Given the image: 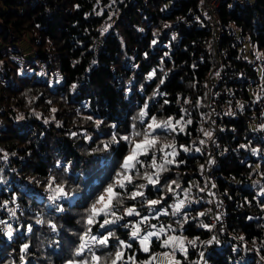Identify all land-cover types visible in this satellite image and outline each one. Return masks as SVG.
<instances>
[{
	"label": "trees",
	"instance_id": "trees-1",
	"mask_svg": "<svg viewBox=\"0 0 264 264\" xmlns=\"http://www.w3.org/2000/svg\"><path fill=\"white\" fill-rule=\"evenodd\" d=\"M204 7V0H0V205L8 201L6 208L0 207V221L5 222L0 224V264H65L73 258L84 230L85 210L113 182L130 151L126 141L109 143L113 133L119 139L133 131L143 132L153 115L158 121L183 116L192 123L185 125L184 132L177 126L176 132L157 129L154 133L160 138L157 147L174 141L179 153L174 157L177 163L166 165L169 170L160 174V184L144 190L147 199H165L156 206L158 211H149L141 198L126 199L123 207L135 205L141 216L149 217L141 225L143 230L164 226L167 231L160 240L153 237L150 252L145 253L131 239L130 228L120 226L140 217L126 216L110 225L120 240L132 244L125 249V258L134 254L137 264L147 260L164 250L160 243L169 234L204 240L215 236L219 243L204 245L200 264H264V194L259 187L264 184V129H260L264 68L261 74L259 59L251 61L241 50L245 41H251L264 57V0L222 1L219 37L214 28L199 24L207 23ZM23 42L31 47L28 54ZM219 55L229 64L230 88L248 103L241 112L228 115L223 140L228 152L216 172L221 192L232 201L226 211L228 234L218 229L212 236L211 230L198 226L201 221L212 225L215 195L209 194L207 179L199 174L205 158L193 145L212 115L209 81ZM259 83L260 98L254 103L251 87ZM145 103L148 116L142 124L134 118ZM21 115L24 118L18 119ZM97 120L102 121L99 127ZM242 144L248 147L241 148ZM181 145L190 151L184 152ZM252 148L259 151L253 154ZM171 151L165 149V153ZM165 153L156 151L158 163ZM150 158L151 153L140 157L145 164ZM137 168L141 174L154 171ZM50 176L64 185L68 198L48 199ZM173 180L181 189L169 193L166 186ZM195 181L196 190L188 194L192 202L186 200L181 213L172 216L171 202L185 199L182 189ZM57 205L64 210L57 211ZM165 208L169 214L160 215ZM8 209H15V216ZM201 210L207 214L192 219ZM184 213L189 220L181 228L177 221H182ZM38 218L45 223L37 224ZM8 225L13 229L11 239L5 234ZM97 229L94 234L105 232ZM198 240L196 247L186 244L187 259L177 253L181 264H195ZM25 243L29 249L21 262L20 248ZM116 243L111 239L108 248L96 249L97 254L114 253Z\"/></svg>",
	"mask_w": 264,
	"mask_h": 264
},
{
	"label": "snow or ice",
	"instance_id": "snow-or-ice-1",
	"mask_svg": "<svg viewBox=\"0 0 264 264\" xmlns=\"http://www.w3.org/2000/svg\"><path fill=\"white\" fill-rule=\"evenodd\" d=\"M78 7V6H77ZM100 13L98 12L97 15ZM165 27H169V25H165ZM104 31H107V28L104 29ZM142 31V29H141ZM156 40H153L152 43L156 44ZM261 54H258V58H260ZM155 75V71L152 73H149V79H151ZM219 75V73H217ZM161 84L164 83L163 79L160 81ZM73 89L76 87L74 84ZM264 90V89H262ZM153 95H156L154 93ZM260 97L257 96V99ZM165 104L168 103L167 100L164 101ZM185 103H189L188 100H185ZM197 104L199 105V101H197ZM239 107L243 108V105H239ZM148 104L145 103L143 109L138 114V117H135L134 119H139L140 122L143 124L145 121V117L148 116L147 110ZM53 112L56 111V109H52ZM186 111L185 109L181 110ZM227 115H232L231 110H229ZM39 115V114H37ZM18 119H23L24 117L21 115L17 117ZM87 119H91V117H88ZM150 122L147 123L145 130L143 132L141 131H133L130 135H125L117 138V135L113 133L111 141L109 143H119L120 140L128 142L131 147L129 154L124 157V160L120 166V171L116 173V176L113 179V182L109 183L104 189L103 192L100 193L95 200L90 204V206L85 210L86 214L84 217H82V222L84 224V230L79 235V243L74 249L73 252V258L65 261V264H137L135 255H128L127 258H125V249H131L132 244L125 241L120 240L119 237L116 236L115 231L110 230V225H116L120 221L124 220L125 217H140L139 220L132 222L128 221L122 225L121 227L130 228V237L134 241H138L140 245V250L149 253L150 252V246L152 243V237H156L157 240H160V233H166V228L164 226H161L158 231H147L143 230L141 228V225L148 221V216H141L140 211L137 210L135 205L129 206V207H123L124 201L126 199L129 200H137L138 198H141L142 200L146 201V204L149 208V211H158L156 206L160 205L164 201V197L161 196L159 199H147L145 195V189L148 187V185H152L153 188H155L158 184H160V174L162 172H166L169 169L166 167V165H172L174 163H177L174 159L175 156L179 155V153L176 150L175 142H169L163 145H160V138L157 135H154V133L157 131V129H164V130H171L172 132L177 131V126H179V131L184 132L185 131V125L191 124L192 120L187 119L184 120V117L181 116L180 119H175L174 117H168L166 120H157L156 116H151ZM175 119V122H173ZM183 121V123H182ZM47 123V121H45ZM97 127L102 123V121L97 120L96 122ZM113 128H115V125H112ZM133 129H135V124L132 125ZM260 129H264V124L260 125ZM201 132H203L204 136L211 139L213 133L211 131H206L203 128L200 129ZM73 136L76 135V133H72ZM133 137H142L140 140H133ZM199 143L201 145L205 144V140H200ZM109 146L108 143L105 144V148ZM241 148H247L248 145H240ZM181 148L184 152L190 151L188 147H185L181 145ZM165 149H171V152L165 153ZM156 151H159L161 153H165V155L161 156L162 162H157L156 158ZM196 152H200V148L195 149ZM251 151L253 154L257 153L259 150L256 148H252ZM151 153V162L148 164H145L143 160L140 159L141 156H149ZM168 156H172L173 159H168ZM4 159H7V153L4 154ZM178 163H183V161H179ZM209 164L214 163L213 160L208 161ZM137 165L140 166V168H148L153 169L154 171H144L143 174L139 171L137 168ZM59 167V162L57 164ZM204 165H201V171H203ZM2 179V178H0ZM142 179L145 180L146 183H140L136 184L135 180ZM132 185V190H129L128 186ZM173 185L175 187H173ZM167 191L169 193H175L177 189H181V185L177 183L176 180L171 181V183L167 184ZM212 187H215L213 184ZM46 190L50 193L48 199L50 201H57L61 198H68L70 193L65 191V187L62 183L56 182L55 176H50L49 180L47 182V188ZM182 191L185 194V199H178L173 205H171V215L172 216H178L181 213V210L185 208L186 200H188V194L190 193L191 189H182ZM200 191H205L204 188H201ZM264 191V190H262ZM210 195H214L213 193H209ZM13 203H15V197H13ZM191 200H188V203H191ZM8 201H5L3 205H0V207H7ZM123 207V213L118 214V211L120 208ZM10 214L12 216H15L16 211L15 209H8ZM63 207L60 205H57V211H63ZM208 212L211 211V209L207 210ZM162 214L168 215L167 208L162 210ZM207 213L206 212H199L197 213V217H192V219H197L198 217H203ZM217 220L220 219L219 216L215 217ZM251 219V217H249ZM189 217L187 213H184L182 221H177V223L180 225L181 228H183V225L185 223H188ZM5 223L4 221H0V224ZM37 224H43L45 221L42 218H38L36 220ZM50 227L53 231H56V225L52 224L49 221ZM98 226V229H104L105 232L102 234H94L93 230ZM201 228L211 230V228H214L215 225H208L203 223L201 221L198 225ZM150 227H155L154 225H151ZM168 229L171 231H175L171 227V225L168 226ZM28 232L32 231V226L28 225L27 228ZM144 232L143 235H141V232ZM6 236L11 239L13 236V229L11 225H8ZM111 239H115L117 241L116 243V250L114 253L109 252L107 255H98L96 249L97 248H108L109 247V241ZM199 237L196 239H188L184 236H176V235H167V238L162 240L160 243V247L162 248H170L171 251H165L160 253H152L147 260L140 261L139 264H154V262L159 261V264H181V261L177 260L175 258V253L177 250H179L184 256L185 259H187V248L185 247V242L187 244L192 245L193 247H196V243ZM241 240H243V237H240ZM213 241H216L219 243V241L216 239L215 236L212 237V239L207 241H201L202 244H212ZM29 249V244L25 243L20 248V260L21 262L25 261V255L27 254ZM259 251V250H257ZM199 256L201 259L204 257V252H200ZM262 260H264V257H261ZM195 264H200V261H196Z\"/></svg>",
	"mask_w": 264,
	"mask_h": 264
},
{
	"label": "built area",
	"instance_id": "built-area-1",
	"mask_svg": "<svg viewBox=\"0 0 264 264\" xmlns=\"http://www.w3.org/2000/svg\"><path fill=\"white\" fill-rule=\"evenodd\" d=\"M205 1V15L207 17V23L202 24L199 22L201 26L204 28L212 27L215 32L218 34V37L222 34V25L218 20V12L219 7L222 1L224 0H204ZM187 23H190L187 21ZM248 57V55H245ZM251 61H255L257 59L256 56L250 55L248 57ZM219 64L217 69L211 74V78L209 81V90L212 98V103L210 106L211 117L209 119V125H205L203 127L206 131H211L213 133L211 139L204 136L203 132L200 133L198 141L193 145V149L200 148L199 152L204 156L205 162L203 163L204 169L199 174L207 179L209 189L212 190L215 195L214 198V208L213 214L211 216L212 225H215L214 228H211L212 236L215 235L218 229H221L224 233L228 234V223H227V206L232 202L231 199L223 194L218 185V179L216 172L222 165V158L228 152V147L224 143V138L226 133L228 132V115L226 114L229 110L232 113L241 112L244 108V105L248 103V101L237 93L233 92L230 88L231 77H229V64L225 61L224 56L219 55ZM261 67V66H260ZM262 74L263 68L261 67ZM219 73V75H217ZM261 83L258 85L251 87V92L254 97V103L257 102V91L261 88ZM239 105H243V108L239 107ZM254 107V105H252ZM200 140H205L206 143L201 145L199 143ZM213 160L214 163L209 164L208 161ZM215 187H212V185ZM219 216L220 219L217 220L215 217ZM201 241H207L204 239L198 240V249L199 253L203 252V248L205 244H202ZM200 260V256L197 261Z\"/></svg>",
	"mask_w": 264,
	"mask_h": 264
},
{
	"label": "rangeland",
	"instance_id": "rangeland-1",
	"mask_svg": "<svg viewBox=\"0 0 264 264\" xmlns=\"http://www.w3.org/2000/svg\"><path fill=\"white\" fill-rule=\"evenodd\" d=\"M204 14H205V11H204ZM109 27H110V25L107 26V27H105V28L109 29ZM22 46H23L24 49L26 50V53H27V54L31 51V47L27 44V42H23ZM243 46H245L246 48H243ZM243 46H242L241 50H242L244 53H246L245 51H247V55H248V57H250V55L253 54V56H256L257 59H259V60H258L259 65L257 64V67L259 68L260 71H262L260 65L262 66V68H264V57H263V56H260V58H258V54H260V53H259V51H258L256 45H255L253 42H251V41H245ZM246 49H247V50H246ZM249 54H250V55H249ZM12 58H13V59H17L16 55H13ZM262 89H264V88H262ZM262 92L264 93V90H262ZM192 152H194L193 149H192ZM259 187H260L261 193L264 194V191H262V190H264V184H260ZM187 188H190V189H191L190 193L192 194V193L196 190V188H197V181H195V183H193V186H192V187L189 186V187H187ZM187 188H186V189H187ZM210 193H212V191H210ZM205 199H206L207 201H209V200H211V196H205ZM175 202H176V201L171 202V203H172L171 205H173ZM200 212H202V210H201ZM159 214H160V215H163V214H162V210H161V212H159ZM155 217H157V216H155ZM158 229H159V228H152L151 230H147V231H154V232H155V231H158ZM166 231H167V230H166ZM143 234H144V233H143ZM143 234H141V235H143ZM163 234H165V233H160V237H162ZM168 235H169V234H168ZM152 238H153V237H152ZM166 238H167V237H166ZM166 238H164V239H166ZM164 239H162V240H164ZM186 244H187V242H185V247L187 248V252H188V247H187ZM163 249H164V250H162V251H160V252H165V251H169V252H170V251H171L170 248H163ZM160 252H158V253H160ZM178 252H180V251H179V250L176 251V253H175V258H176L177 260L180 261V259L177 257V253H178ZM180 253H181V252H180ZM181 254H182V253H181ZM154 264H159V261L154 262Z\"/></svg>",
	"mask_w": 264,
	"mask_h": 264
},
{
	"label": "water",
	"instance_id": "water-1",
	"mask_svg": "<svg viewBox=\"0 0 264 264\" xmlns=\"http://www.w3.org/2000/svg\"><path fill=\"white\" fill-rule=\"evenodd\" d=\"M2 89H1V87H0V100H1V96H2V91H1Z\"/></svg>",
	"mask_w": 264,
	"mask_h": 264
},
{
	"label": "crops",
	"instance_id": "crops-1",
	"mask_svg": "<svg viewBox=\"0 0 264 264\" xmlns=\"http://www.w3.org/2000/svg\"><path fill=\"white\" fill-rule=\"evenodd\" d=\"M243 48H246L245 46H243ZM247 50V49H246ZM243 52V51H242ZM246 52V54H247V51H245Z\"/></svg>",
	"mask_w": 264,
	"mask_h": 264
}]
</instances>
